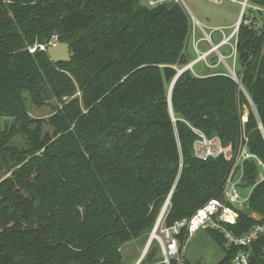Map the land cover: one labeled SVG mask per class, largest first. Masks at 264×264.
<instances>
[{
  "label": "trees",
  "instance_id": "trees-1",
  "mask_svg": "<svg viewBox=\"0 0 264 264\" xmlns=\"http://www.w3.org/2000/svg\"><path fill=\"white\" fill-rule=\"evenodd\" d=\"M250 3L264 7V0ZM91 7L96 16H89ZM258 15L261 28L240 26L236 70L256 117L239 84L224 74L197 78L185 71L170 103L176 66L190 63L192 27L180 6L0 0V119L11 120L0 134L16 127L29 134L27 153L11 152V176L0 183V264H124V248L152 231L173 189L167 227L223 197L233 161L195 158L193 129L219 137L235 154L245 105L247 147L264 164V16ZM68 36L86 55L76 67L73 58L53 64L46 53L54 37L69 41L72 53ZM109 73L122 77L110 87L102 82ZM50 98H74L65 113L73 127L60 131L53 121L55 134L41 137L38 126H26V99L39 106ZM260 170L247 163L244 183L255 188L238 234L257 224L251 215L264 219ZM207 233L225 254L219 264H231L224 239ZM185 239L183 233L180 243ZM157 253L148 251L142 264H160Z\"/></svg>",
  "mask_w": 264,
  "mask_h": 264
},
{
  "label": "built area",
  "instance_id": "built-area-1",
  "mask_svg": "<svg viewBox=\"0 0 264 264\" xmlns=\"http://www.w3.org/2000/svg\"><path fill=\"white\" fill-rule=\"evenodd\" d=\"M227 1L239 3L241 5L242 13L240 20L231 36H224V39L218 45H214L211 39L212 37L208 35L205 40L210 44H213V48L211 51L201 54L198 57L197 62L202 60L206 61L212 53L218 52L220 54V60L224 61L222 64L226 65V57L223 56L219 50L226 45H230L233 49L231 57L234 58V63L237 66V44L240 26L244 24L245 26L256 28V15L262 14L264 16V7L252 5L250 0H209L210 3L216 5H222ZM182 3L183 0H143V5L150 9H156L166 5L182 7ZM217 31L222 32V30ZM40 49L45 50V47L41 46ZM36 50L37 47L30 49V52L34 53ZM192 66L193 65L190 66L189 70L192 69ZM229 71L230 77L239 84L240 79L236 75V71L233 72L231 69H229ZM239 86L245 93L256 117H258L257 110L250 97L242 88V84ZM248 122L249 112H246L242 115L243 141L241 140L242 143L238 146V150L235 154L233 152V147H225L219 137L215 136L213 138H208L202 132L193 129L194 134L197 136L193 149L195 158L206 162L210 159L223 157L227 161H233V168L221 199H211L188 219L175 222L170 227L162 226L161 235L159 236L158 229L162 224L164 225V216L171 205L173 189L165 203L168 205L167 211L163 217L159 216L156 228L151 235V237L154 236V240L158 241L161 245L162 261L160 264H187L180 243V237L184 233L188 242L191 237L201 231L214 232L224 239V249L233 255L231 264H264V219H258L257 224L246 232L241 234L235 232V228L240 223L241 211L245 208V204L241 203V196L239 193V187L241 183L244 182L245 164L255 161L261 168V171L263 170L264 172V164L256 155L252 154L247 147L249 139L245 127ZM259 129L264 134V128L261 123L259 124ZM237 175H239V180L238 182H235ZM263 180L264 174L263 177L259 179L258 183ZM254 188L255 186L252 187V192ZM140 263L141 262L138 264Z\"/></svg>",
  "mask_w": 264,
  "mask_h": 264
},
{
  "label": "rangeland",
  "instance_id": "rangeland-1",
  "mask_svg": "<svg viewBox=\"0 0 264 264\" xmlns=\"http://www.w3.org/2000/svg\"><path fill=\"white\" fill-rule=\"evenodd\" d=\"M196 2L198 4L197 7L199 8L201 12L202 17L199 14H197V11L192 6L190 0H183V3H182V8L185 10L187 15L189 16L192 28L195 26L199 27V24L197 23L198 17L203 22L205 19H209V22H207V20L206 22L207 24L209 23L211 26L228 27L233 22L239 20L241 13H242L241 5L239 3H233L231 1H227L223 5L212 4L208 0H196ZM91 9L92 10L90 11L91 13H89V16L90 17L96 16L98 14V9L95 10L92 7ZM261 24L262 23L260 21L257 22L256 28H261L260 27ZM217 33L219 34H214L212 36L215 44L220 42L221 33L220 32H217ZM227 33H229V30H227ZM69 38L74 39L71 54L74 60L73 66L76 67L78 64H81L83 60L86 59V55L82 52L81 47L78 46L79 44L76 41L77 37L68 36L66 37L65 40ZM58 42H60V40L54 37L51 43H49V46L55 45ZM204 43L210 44L207 41ZM190 44H195V43L194 41L191 40ZM30 49H33V48H30ZM30 49H29V52H30ZM204 50H205V47L200 46V51H204ZM232 50L233 49L230 45H226L219 50V52L223 56L226 57L225 58L226 65L222 64V62L224 61L220 60V54L218 52L213 53L212 59H210V61L220 64L219 72L227 76H230L229 69H231L233 72H235L236 70L239 71V67L236 66V64L234 63V58L231 57ZM194 56L197 57L196 53ZM202 61L206 62L205 60H202ZM184 68L176 66V69L178 72L183 70ZM237 71L235 72L236 75L238 77L240 76L241 78V75H239ZM121 78H122L121 76H115L113 73H109V75L104 76L102 78V82L105 86L110 87L111 85L115 83V81H117L118 79L120 80ZM240 90L242 91L241 88ZM76 97L79 98L80 97L79 94ZM26 100H27L28 118L30 121V123L26 124V126L30 130H36V126H38V128H40V131H41V134H40L41 137H44L46 134H49L52 137L55 134V126H54L53 121L60 122L58 123V125L60 124L59 126L60 131H62L61 130L62 126H67L69 128L73 127V124H72L73 122L68 121V118L65 117V113L68 111L66 110L67 108H69V112L72 111V107L70 106L74 98L72 99L65 98L61 102L57 101L54 98H50L48 100L43 101L41 105L39 106H36L35 104H33L29 99H26ZM242 111H243L242 112V115H243L244 113L250 111V107L248 105H245L243 106ZM10 122L11 120L0 119V127L2 128L7 127V126L9 127V125H11ZM21 128L22 127H16V129L13 130L12 135L2 136L0 134V141L3 142L2 149L0 150V183L4 181L5 179H8L11 176V173H9L11 171L9 170L13 169L12 166L14 165V159L10 155L11 152L16 149L22 152H26V150L29 149L28 147L29 146L28 145L29 134L25 132V129H21ZM176 135L178 136L177 131H176ZM242 135H243V130L241 131V134H240L238 146H240V144L243 141ZM25 154L21 156V158H26L28 156ZM30 157H27V158L30 159ZM246 166L247 164H245V169H246ZM263 174H264L263 170L262 171L260 170L259 179L263 177ZM238 180H239V175L236 176L235 182H238ZM239 193L241 196V203L246 204L252 194V187L242 182L239 187ZM169 209H170V206H169ZM169 209L166 215L164 216V221H163L164 225L162 224L161 227H159L158 229L159 236L161 235V229L163 228L162 226H166V217L169 212ZM248 211L247 209L244 208L242 212L248 213ZM251 217L256 220L260 219L257 216H253V215H251ZM158 219L152 231L147 234L146 238L140 241L132 242L128 244L127 247L124 248L123 250L124 264H138L140 262L141 257L143 256L145 249L149 241L151 240V235L156 228ZM181 246L184 252V256L190 262V264H198L199 262L203 264H219L225 258L224 252L219 248V246L217 245L213 237H211L210 234L205 231H201L197 233L195 236L191 237L188 242L185 239V241L181 243ZM152 249H157L158 250L157 256H161V245L159 244L158 241L154 240L153 242H151L144 258L146 257L148 251ZM143 260L141 261L140 264H142ZM156 264H159V263H156Z\"/></svg>",
  "mask_w": 264,
  "mask_h": 264
},
{
  "label": "crops",
  "instance_id": "crops-1",
  "mask_svg": "<svg viewBox=\"0 0 264 264\" xmlns=\"http://www.w3.org/2000/svg\"><path fill=\"white\" fill-rule=\"evenodd\" d=\"M190 2L192 4V6L195 8V10L197 11V14H199L201 16V12H200L199 8L197 7L198 4H197L196 0H190ZM257 17H259V15H256V18ZM206 20H207V22H209V19H205L203 22L198 17L197 23L199 24V27L195 26L192 28L191 37H190L189 46H188V51H187V55L189 57L190 65H193L191 71L193 72L194 76L197 78H206V77H211V76H216V75L221 74L219 72L220 71L219 70L220 64L215 63L213 61H210V59H212L213 53L207 58L206 62H203V61L197 62L198 57L203 53L211 51V49L213 48V44L214 45L220 44L222 42V40L224 39V36H226V37L231 36V34L233 33L235 27L237 26L240 18H239V20L230 24L228 27L211 26L209 23L207 24ZM261 23L262 24L260 25V27H262V25H263V22H261ZM217 30H222V32H220L221 33L220 34V42L215 44L212 36L214 34H219V33H217V32H219ZM227 30H229V33H227ZM208 35H210L212 37L211 39L213 41V44H205L204 43V42H206L205 39L207 38ZM191 40L194 41L195 44H190ZM201 43H203V44H201ZM200 46L205 47V50L200 51ZM195 53H196L197 57L194 56ZM248 202H249V200H248ZM248 202L245 204V209L248 208ZM253 216H257V215L253 214Z\"/></svg>",
  "mask_w": 264,
  "mask_h": 264
},
{
  "label": "water",
  "instance_id": "water-1",
  "mask_svg": "<svg viewBox=\"0 0 264 264\" xmlns=\"http://www.w3.org/2000/svg\"><path fill=\"white\" fill-rule=\"evenodd\" d=\"M71 46L72 45L69 41L58 42L55 45L48 46V48L46 49V53H47L48 57L50 58V61L53 64H69L72 62ZM190 66L191 65H188L183 70L179 71L178 75L176 76L173 83L171 84L170 89H169V101H170V103H171L172 91H173V88H174L177 80L185 71L190 69ZM239 85H241L240 82H239ZM143 259H144V257H141L140 262Z\"/></svg>",
  "mask_w": 264,
  "mask_h": 264
},
{
  "label": "bare ground",
  "instance_id": "bare-ground-1",
  "mask_svg": "<svg viewBox=\"0 0 264 264\" xmlns=\"http://www.w3.org/2000/svg\"><path fill=\"white\" fill-rule=\"evenodd\" d=\"M167 208H168V205L165 204L164 207H163V209H162V212H161L160 217H163V216L165 215V213H166V211H167ZM153 240H154V236L151 237V240L149 241V243H148V245H147V247H146V249H145V252H144V254H143L142 257L145 256V254H146V252H147V250H148V248H149L151 242H153Z\"/></svg>",
  "mask_w": 264,
  "mask_h": 264
}]
</instances>
